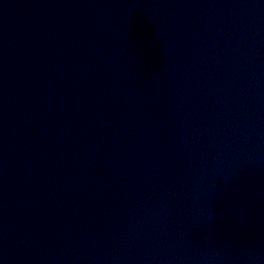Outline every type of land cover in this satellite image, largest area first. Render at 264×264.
I'll return each mask as SVG.
<instances>
[{
    "label": "water",
    "instance_id": "obj_1",
    "mask_svg": "<svg viewBox=\"0 0 264 264\" xmlns=\"http://www.w3.org/2000/svg\"><path fill=\"white\" fill-rule=\"evenodd\" d=\"M0 264H264V0H0Z\"/></svg>",
    "mask_w": 264,
    "mask_h": 264
}]
</instances>
